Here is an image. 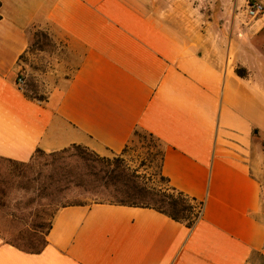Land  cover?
Returning <instances> with one entry per match:
<instances>
[{"label": "crops", "instance_id": "obj_1", "mask_svg": "<svg viewBox=\"0 0 264 264\" xmlns=\"http://www.w3.org/2000/svg\"><path fill=\"white\" fill-rule=\"evenodd\" d=\"M243 1L0 0L1 157L75 143L121 152L144 130L162 145L170 183L204 202L193 227L148 206L64 205L41 251L0 235V264H249L264 254V12L248 18ZM32 27L55 50L28 53ZM26 53L46 100L16 82Z\"/></svg>", "mask_w": 264, "mask_h": 264}, {"label": "trees", "instance_id": "obj_2", "mask_svg": "<svg viewBox=\"0 0 264 264\" xmlns=\"http://www.w3.org/2000/svg\"><path fill=\"white\" fill-rule=\"evenodd\" d=\"M56 47V41L47 30L37 27L30 29L28 53L44 50L53 51ZM20 64L19 73L27 72L29 67L35 66L33 59L27 53L21 56ZM236 71L241 76L247 75V69L244 67H238ZM24 91L30 98L42 101L47 98V95L40 89L38 81L33 76L27 78ZM142 133L145 136L147 134L154 136L151 132L137 129L133 137ZM127 146L122 152L126 150ZM114 153V157L102 155L88 146L75 143L50 152L38 148L29 161H19L0 156L1 161H5L12 166H8V168L0 167V195L5 191L6 182L10 181L12 177L16 178V176L26 175L28 171L30 172L34 169L38 157H44L47 158L46 166L51 167L52 176H62L56 179L57 185L55 187L58 190L69 186L83 188L93 196H96L95 199L97 200L95 202L148 206L167 214L175 220L186 223L189 227L194 226L199 215V204L203 201L177 189L170 183L169 178L163 174L162 148L160 150L161 171L159 182L156 184H150L137 169L132 168L126 162L121 154H118V152ZM68 157H71V159L68 160ZM43 171L44 169L40 170V172ZM69 204L87 203L74 202ZM43 225L41 222L35 224V227L29 230L27 240L24 243L6 241L27 251H41L48 242L47 234L52 225V218L49 220L45 233H42L41 230L39 231V227H43ZM255 256H258L261 259V264H264V254L261 251H254L252 260ZM249 264H253V261Z\"/></svg>", "mask_w": 264, "mask_h": 264}, {"label": "rangeland", "instance_id": "obj_3", "mask_svg": "<svg viewBox=\"0 0 264 264\" xmlns=\"http://www.w3.org/2000/svg\"><path fill=\"white\" fill-rule=\"evenodd\" d=\"M241 5L246 8L247 3L243 1ZM74 63H77V60ZM161 148L162 145L156 136H145L142 133L134 136L126 150L118 154L150 184H156L159 182L161 171ZM103 155L114 157L115 153L108 151ZM69 159L71 157H68ZM46 163L47 158L38 157L33 170L28 171L26 175L12 177L5 183V191L0 195V235L5 240L24 243L29 230L38 222L44 224L39 227V231L45 233L53 213L62 205L74 202L94 203L97 200L96 196L83 188L69 186L58 190L55 187L56 179L62 176H52L51 167L46 166ZM8 166L12 167L0 160L1 168ZM42 169L44 171L40 172ZM253 264H261V259L255 256Z\"/></svg>", "mask_w": 264, "mask_h": 264}, {"label": "built area", "instance_id": "obj_4", "mask_svg": "<svg viewBox=\"0 0 264 264\" xmlns=\"http://www.w3.org/2000/svg\"><path fill=\"white\" fill-rule=\"evenodd\" d=\"M246 11L248 18H256L264 12V3L261 0H247ZM26 80H27L26 72L18 73L16 82L20 86V88L24 89ZM198 209H199V215L196 219L195 224L199 221V219L203 215L204 202L199 204Z\"/></svg>", "mask_w": 264, "mask_h": 264}]
</instances>
